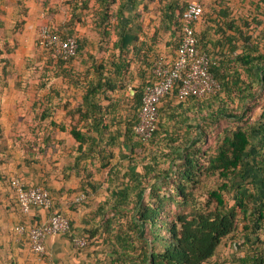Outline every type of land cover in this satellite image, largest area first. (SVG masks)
<instances>
[{
  "label": "trees",
  "instance_id": "1",
  "mask_svg": "<svg viewBox=\"0 0 264 264\" xmlns=\"http://www.w3.org/2000/svg\"><path fill=\"white\" fill-rule=\"evenodd\" d=\"M187 5L175 18L177 48ZM257 14L264 16V7L257 6L250 20L238 15L235 19L226 11L217 13L220 21L209 19L205 34L212 35L208 42L219 52L206 54L218 88L201 98L180 100V83L175 84L157 107L153 135L142 141L133 128L139 120L143 90L152 82L153 64L158 58L152 61L150 76L136 94L135 116L125 119L124 144L129 150L122 149L120 132H115L113 140L117 139L122 161L114 164L99 183L87 180L93 190L102 187L103 181L108 184L104 188L106 199L92 212V228L75 234L69 219L71 242L82 236L87 239L83 249H93L91 264H264V102L258 118L244 122L258 96L264 97V28L254 33L262 22ZM52 32L62 39L73 37ZM76 40L78 48L71 59L81 52ZM2 54L0 47V62H7ZM173 60L164 61L171 64ZM114 67L115 74L121 75L127 64ZM100 71L101 66L95 80L88 83L87 92L107 97L117 84ZM113 101L111 107L116 104ZM92 106L100 116L91 128L85 132L72 129L70 133L79 142L77 152L91 159L92 168L100 162V172L115 154L112 145L103 140L108 134L104 119L111 122L114 117L109 116L114 110ZM221 119L238 123L222 128L213 144L202 148L208 142V128ZM123 165H129L130 174L122 175L118 188L120 179L116 176ZM163 187H167L164 192ZM235 245L230 259L221 257L220 248L231 250Z\"/></svg>",
  "mask_w": 264,
  "mask_h": 264
},
{
  "label": "crops",
  "instance_id": "2",
  "mask_svg": "<svg viewBox=\"0 0 264 264\" xmlns=\"http://www.w3.org/2000/svg\"><path fill=\"white\" fill-rule=\"evenodd\" d=\"M189 2L203 8L193 28L197 48L205 54L219 52L208 42L212 35L205 34L209 19L220 21L217 13L226 11L235 19L240 16L250 20L257 6L264 7V0H0V47L7 62L8 52L35 48L36 29L39 31L41 26L71 34L81 46L80 54L73 59L57 58L50 50L47 54L52 58L45 61L39 57L38 74L28 80L31 91L26 98L22 94L26 86L21 89L17 82L9 81L8 75L0 74V264H45L48 259L57 264L85 263L88 250L73 246L71 232L49 236L45 240V258L32 252L27 236L17 235L14 228L42 224L49 213L38 208L21 213L9 180L18 178L26 186L45 188L52 196L55 211L71 220L75 234L91 229L92 212L106 199L104 188L108 184L103 181L102 187L93 190L87 180L99 183L107 178L114 164L122 161L117 139L113 140L115 132H120L122 149L129 150L124 144L125 119L135 116L136 94L150 76L155 57L166 61L175 57V18ZM257 18L262 22L255 29L256 35L264 28V16L257 14ZM5 33L11 34L9 42L3 37ZM121 62L127 68L116 75L114 65ZM100 66L102 75L117 84L107 97L87 92ZM111 99L116 103L114 107ZM93 104L114 110L108 115L114 117L111 122L104 119L108 134L103 140L112 145L115 154L100 172V162L96 161L92 168L91 159L77 152L79 142L70 133L72 129L85 132L91 128L100 116V111H93ZM128 166L123 165L116 176L120 179L118 188L122 186V175L130 174ZM81 194L84 199L77 201Z\"/></svg>",
  "mask_w": 264,
  "mask_h": 264
},
{
  "label": "built area",
  "instance_id": "3",
  "mask_svg": "<svg viewBox=\"0 0 264 264\" xmlns=\"http://www.w3.org/2000/svg\"><path fill=\"white\" fill-rule=\"evenodd\" d=\"M203 8L197 2H189L182 13V37L171 64L158 58L153 64L152 82L145 86L142 94V106L138 123L134 126V134L142 141L148 140L154 133L158 120L157 107L172 89L180 83L178 98H201L212 94L218 88L217 81L209 71L210 58L197 48V39L193 25L202 17ZM37 44L41 48L51 50L57 58L68 60L76 54L78 43L75 37L62 39L54 34L48 26H41L38 31ZM9 186L15 196L21 213L27 214L32 208L43 209L49 213L47 219L30 228L18 225L14 228L17 235H26L33 253L40 258L46 257L45 240L49 236L70 234L69 218L52 209L53 201L50 193L41 186H26L18 178L9 180ZM84 199L79 195L76 200ZM73 246L83 249L87 245L85 237H75ZM45 264H57L52 259Z\"/></svg>",
  "mask_w": 264,
  "mask_h": 264
},
{
  "label": "rangeland",
  "instance_id": "4",
  "mask_svg": "<svg viewBox=\"0 0 264 264\" xmlns=\"http://www.w3.org/2000/svg\"><path fill=\"white\" fill-rule=\"evenodd\" d=\"M51 31L55 30L51 26L47 25ZM36 32L37 29H36ZM38 34V33H37ZM2 36V35H1ZM4 39L7 38V41L11 39V34H4L3 35ZM38 39V36H37ZM36 39V42H37ZM8 46H10L8 44ZM32 46V44H30ZM47 49L45 48H40L38 44L36 43L35 48L33 47H23L19 48L17 50H14V52H8L10 55H8L10 62L2 63L0 62V74L1 75H8L9 81H14L17 82L16 84L20 85L21 89L23 86H26L24 88L22 94H24V97L28 96V93L30 94L31 88L29 87L30 82H28L29 79H31L32 75L38 74L37 67H38V58L39 57H44V60L47 61V59L51 57V55L47 54ZM44 68H42L43 70ZM25 81L27 83H25ZM23 82V83H22ZM264 97L258 96L256 103L253 105L252 109L250 112L245 114L244 117V122H253L255 121L261 111V106L263 105L264 102ZM238 122L235 121H227L225 119H221L218 124L212 125L208 128V142L204 143L202 145V148H206L208 145L213 144L216 135L219 134L222 128L229 126V127H235ZM167 187L162 188V192L166 190ZM30 247V246H29ZM31 249V248H30ZM236 249V245L234 248L230 249H224L220 248V255L221 257H228V259L231 258L234 250ZM83 251H85L83 249ZM94 253L93 249H89L87 253V260L85 261V264H91L92 259H93ZM90 257L92 259H90Z\"/></svg>",
  "mask_w": 264,
  "mask_h": 264
}]
</instances>
